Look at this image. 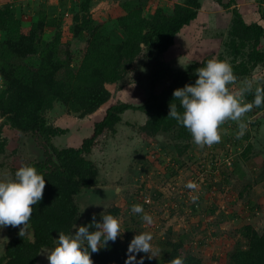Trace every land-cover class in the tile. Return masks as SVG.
<instances>
[{
  "label": "trees",
  "instance_id": "16d2710c",
  "mask_svg": "<svg viewBox=\"0 0 264 264\" xmlns=\"http://www.w3.org/2000/svg\"><path fill=\"white\" fill-rule=\"evenodd\" d=\"M93 1L76 0L72 6L67 29L74 40L85 36L80 48H73L70 41L63 39L65 26L57 8L39 7L37 17L25 20L21 8L9 3L0 5V154L7 150L4 126L15 133L38 138L40 158L26 164L35 166L45 177L43 199L32 206L33 214L26 226L32 237H21L19 232L13 235L0 255V264H36L43 249L55 246L58 232L69 233L75 225L89 223L94 214L97 220L101 214H120L122 206L112 200L104 207L97 205L90 210L85 205L91 206V202H96V192L104 191L94 189L100 182L92 152L100 142L99 137L117 132L123 113L134 111L145 116L143 122L139 118L138 124L127 123L141 137L144 147L158 136L168 135L174 141L176 154L184 155L190 148L191 134L167 117L170 103L175 102L172 101L174 89L194 83L195 69L214 57L229 62L237 79L250 76L258 65L264 67V28L257 22L246 23L235 8L219 52L205 54L184 69H172L159 56L173 44L182 27L196 18L199 0L174 2L168 10L157 5L151 15L145 8L147 0H124V12L112 20L122 32L121 38L112 35L104 21L93 18L90 12ZM140 57L145 65L151 66L150 90L145 100L139 105L122 101L110 105L93 122L92 133L79 146H56L53 138L69 130L48 122L46 112L58 103L67 116L85 119L92 115L110 100L112 92L107 85L120 81ZM253 98V93L246 94V102ZM262 110L264 106L253 107L248 112L256 127L260 124L255 115ZM249 149L248 145L246 153ZM225 219L223 215L220 221ZM237 234L221 264H264V216L260 229L247 223L239 227ZM186 237L179 234L177 240L168 237L160 242L166 254L157 263L170 264L172 258L182 256L185 264H203L201 257L184 247ZM198 244L202 245L203 241ZM127 248L128 244L118 236L114 243L109 242L108 247L91 254L93 264H125Z\"/></svg>",
  "mask_w": 264,
  "mask_h": 264
},
{
  "label": "rangeland",
  "instance_id": "374dc122",
  "mask_svg": "<svg viewBox=\"0 0 264 264\" xmlns=\"http://www.w3.org/2000/svg\"><path fill=\"white\" fill-rule=\"evenodd\" d=\"M67 1L70 3L68 7L65 6L66 3H61V0L58 3L39 0L38 3L55 8L60 6L61 12L58 10L57 15L70 22L73 15L72 6L76 0ZM123 1L107 2L109 4L105 5V9L109 16L105 21L113 24L112 20L124 12ZM38 5L33 6L38 7ZM145 8H150L148 3ZM67 28L68 25L62 28L63 39L70 41L73 48L82 47L85 36L82 35V38L74 40L71 30ZM108 30L111 33L114 31ZM47 31L50 32L51 28ZM146 65L144 58L140 57L120 81L108 84L107 87L112 92L110 100L92 115L85 119L69 115L67 120H59V126L67 128L69 132L54 137L53 143L58 147L79 146L82 139L92 133L93 122L103 116L107 107L121 101L133 105L141 104L150 90L151 66ZM163 85L164 83L160 84L158 88ZM1 87L0 79V89ZM63 115H65L63 108L55 103L45 116L48 122L55 124ZM138 115L134 111L123 113L122 121L119 126L117 125L118 133L99 137L100 142L91 155V159L97 163L101 173L98 185L123 188L115 192L116 194L114 190L96 192L94 199L96 202H91V206L85 205V209L90 210L97 205L104 207L111 200L119 203L122 209L117 217L123 231L119 237L126 244H129L136 233L151 232L153 236L151 243L156 257L145 258L143 264H158L157 262L166 254L165 246L160 242L168 237L177 240L179 234L187 235L188 238L184 239V247L201 257L203 264L215 262L221 264L232 242H235L241 224L253 223L259 229L263 225V127L259 126L257 132L253 117L246 113L244 119L250 120L251 123L248 124L242 138H236L237 122L232 121L233 126L220 128L219 143L200 148L191 141L186 154L177 155L173 148L174 141L168 135L158 136L154 141L149 142L147 147L142 145V141L139 140L141 137L127 125V123L138 124ZM1 120L0 118V122ZM3 136L8 141L6 153L0 154V179L7 180L12 178L21 165L40 158L41 141L35 137L15 133L6 126L3 128ZM248 145L250 149L246 153ZM188 181L196 183L195 191L185 187ZM157 192L159 195H156ZM199 194L203 195L200 200L191 199L192 195L200 196ZM154 195L155 197H152ZM130 204L143 205L145 212L153 217V223L148 225L140 215L133 214ZM229 214L234 217L241 215L246 219L243 222H238L239 219L232 221ZM223 215L228 216V219L221 222ZM26 229L25 237L31 238L32 232ZM19 230V226H8L0 230V255L4 251L6 242ZM198 241H203V244L199 245ZM50 250L43 249L36 264H48L46 254ZM141 255L145 254L140 253L137 258L139 259Z\"/></svg>",
  "mask_w": 264,
  "mask_h": 264
},
{
  "label": "clouds",
  "instance_id": "9594fccd",
  "mask_svg": "<svg viewBox=\"0 0 264 264\" xmlns=\"http://www.w3.org/2000/svg\"><path fill=\"white\" fill-rule=\"evenodd\" d=\"M194 83L185 84L173 91L170 103L169 118L185 127L191 134L193 143L203 148L211 147L221 141L220 126L226 121L237 122V139L242 138L250 120L244 119L245 114L253 107L264 106V86L248 80L242 87L233 91L230 86L236 83L232 65L226 60L212 58L204 66L195 69ZM253 93L251 102H246V94ZM185 187L195 191L197 185L188 181ZM45 177L35 166L21 165L12 178L0 179V230L5 227H20L19 235L23 237L31 216L33 205L43 199ZM191 199L196 201L197 195ZM133 214L151 225L153 217L145 212L143 205L133 204ZM55 246L46 254L48 264H93L92 253H96L115 242L120 236V220L113 214H101L99 220L95 214L87 224L75 225L71 232H58ZM151 232L135 234L128 244L125 264H143L144 259L156 257L152 245ZM143 253L145 255L139 256ZM170 264H185V258L176 256Z\"/></svg>",
  "mask_w": 264,
  "mask_h": 264
},
{
  "label": "crops",
  "instance_id": "0c3cea01",
  "mask_svg": "<svg viewBox=\"0 0 264 264\" xmlns=\"http://www.w3.org/2000/svg\"><path fill=\"white\" fill-rule=\"evenodd\" d=\"M48 1L53 3L56 1V3H58L59 0ZM108 1L109 0H94L92 2L90 12L92 13L93 18L98 19L99 21H105L108 18L109 13L105 9V5L109 4L107 3ZM180 1L182 0H148L147 3L150 8L146 9V11L149 13V15H151L157 5H161L165 8V10H168L172 8L174 2ZM38 2L39 0H0V5L9 3L15 8H21L24 19L29 20L30 18L33 19L37 17L38 14L36 13V9L38 7H49L45 4H39ZM64 3L68 4H65L66 7H68L70 4L67 0H64ZM199 3L200 7L198 9L196 18L193 19L188 25L182 27V29L175 36L173 44L161 55L164 63H166V65L172 69H184L189 63L194 60H199L205 54H208L212 51L219 52L222 49L223 42L227 36V31L233 16V8H235L241 14L246 23L257 22L264 28V0H220V2L217 0H199ZM35 4H39L38 7L33 6ZM223 4L230 5L225 7ZM58 10H60V6L57 8V11ZM59 12H61V10ZM25 13L26 15H24ZM61 21L65 27L71 24V21L69 22L68 19L64 17H61ZM106 22L107 21H105V23ZM106 25L108 29L114 30L112 31V35L118 38L123 37L122 32L117 29L112 24V22L109 21ZM262 45L264 48V40L262 41ZM248 80H253L256 82V84L264 83V67L258 65L254 68L250 76L237 79L236 83L231 85L230 88L235 91L242 87ZM68 117L69 116L67 115L61 116L55 124L60 125L59 120H67ZM137 117L141 119V122H143L145 119L143 114H140ZM227 125H232V121H226L220 126V128ZM116 133H118V130ZM92 153H94V150ZM192 159H194V157ZM100 177L101 173L99 172V178ZM199 195L200 196H198V200L203 197V195ZM237 216L238 215H235L234 217L229 214V218H232V221L239 219L238 222H243L246 219V217L241 215L238 217ZM227 217L228 216L225 215V220L228 219ZM244 224L247 223L245 222L239 227Z\"/></svg>",
  "mask_w": 264,
  "mask_h": 264
},
{
  "label": "water",
  "instance_id": "95a60500",
  "mask_svg": "<svg viewBox=\"0 0 264 264\" xmlns=\"http://www.w3.org/2000/svg\"><path fill=\"white\" fill-rule=\"evenodd\" d=\"M159 59L162 60V57L159 56ZM255 116H256L257 122H259L260 126H262L264 129V110L258 112ZM54 159L57 160L56 156H54ZM122 188H123L122 186H111V185L94 186V189H97V190H104V191L114 190V192L116 193Z\"/></svg>",
  "mask_w": 264,
  "mask_h": 264
},
{
  "label": "flooded vegetation",
  "instance_id": "af4514ba",
  "mask_svg": "<svg viewBox=\"0 0 264 264\" xmlns=\"http://www.w3.org/2000/svg\"><path fill=\"white\" fill-rule=\"evenodd\" d=\"M259 127H257V129H258ZM257 132H259V129L257 130Z\"/></svg>",
  "mask_w": 264,
  "mask_h": 264
}]
</instances>
